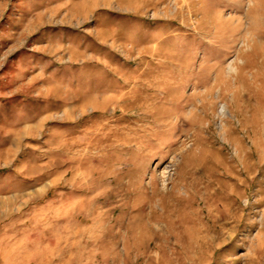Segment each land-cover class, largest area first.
I'll return each instance as SVG.
<instances>
[{"label":"rangeland","instance_id":"rangeland-1","mask_svg":"<svg viewBox=\"0 0 264 264\" xmlns=\"http://www.w3.org/2000/svg\"><path fill=\"white\" fill-rule=\"evenodd\" d=\"M0 264H264V0H0Z\"/></svg>","mask_w":264,"mask_h":264}]
</instances>
